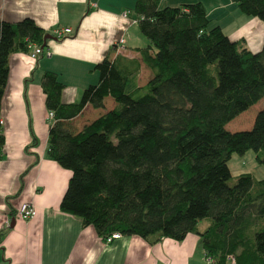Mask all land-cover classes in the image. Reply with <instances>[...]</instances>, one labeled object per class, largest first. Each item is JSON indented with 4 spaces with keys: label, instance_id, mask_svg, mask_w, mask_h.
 I'll return each mask as SVG.
<instances>
[{
    "label": "trees",
    "instance_id": "obj_1",
    "mask_svg": "<svg viewBox=\"0 0 264 264\" xmlns=\"http://www.w3.org/2000/svg\"><path fill=\"white\" fill-rule=\"evenodd\" d=\"M159 1L133 6L150 42L140 49L151 72L144 84L136 83L140 62L120 55L94 65L98 81L78 102L61 101L56 73L41 76L55 119L47 155L71 172L60 210L102 239L119 233L155 244L195 233L217 264L228 255L235 264H264V178L241 173L231 184L227 165L232 153L252 150L264 166V105L249 129H225L264 98V43L252 52L243 38L230 40L201 2L159 8ZM232 2L264 22V0ZM44 35L30 18L0 19V105L10 54L42 46ZM106 96L113 108L81 128L70 123L87 104L104 107ZM3 144L0 123V158Z\"/></svg>",
    "mask_w": 264,
    "mask_h": 264
},
{
    "label": "crops",
    "instance_id": "obj_2",
    "mask_svg": "<svg viewBox=\"0 0 264 264\" xmlns=\"http://www.w3.org/2000/svg\"><path fill=\"white\" fill-rule=\"evenodd\" d=\"M160 0L158 7L162 8ZM201 2L212 25L230 40L243 38L252 52L264 43V22L244 15L232 0H176L174 4ZM135 0H0V19L16 23L32 19L52 36L35 59L14 52L8 59V77L0 105L4 144L0 158V264H217L200 237L188 233L181 241L162 238L150 244L137 235L105 243L91 225L60 210L71 172L47 155L48 117L40 81L45 71L56 73L63 84L61 101L78 102L82 91L96 84L94 65L103 58H135L140 62L138 85L150 77L140 49L150 44L140 32ZM166 5V6H168ZM165 7V6H164ZM235 7L237 9H235ZM129 11L127 15H123ZM70 28L61 39L55 29ZM122 40V42H120ZM115 106L110 96L104 107L87 104L72 118L77 129ZM35 145H31L33 140ZM31 203L35 215L22 220L16 211ZM208 224L199 222L200 230ZM224 264H235L226 260Z\"/></svg>",
    "mask_w": 264,
    "mask_h": 264
},
{
    "label": "rangeland",
    "instance_id": "obj_3",
    "mask_svg": "<svg viewBox=\"0 0 264 264\" xmlns=\"http://www.w3.org/2000/svg\"><path fill=\"white\" fill-rule=\"evenodd\" d=\"M174 4L176 0H163L161 3L162 8L168 4ZM176 6V5H168ZM235 9H237L235 7ZM210 25H212L210 23ZM264 105V98L251 105L248 109L241 112L233 119H231L225 125V129L231 132L246 130L252 126L254 117L258 110ZM255 152L252 150H247L243 154L232 153L227 165L231 173L230 183H234L237 175L241 173H249L255 179L264 178V166L256 160ZM261 156L264 157V152L261 153Z\"/></svg>",
    "mask_w": 264,
    "mask_h": 264
},
{
    "label": "built area",
    "instance_id": "obj_4",
    "mask_svg": "<svg viewBox=\"0 0 264 264\" xmlns=\"http://www.w3.org/2000/svg\"><path fill=\"white\" fill-rule=\"evenodd\" d=\"M129 13V11H125L123 13V15H127ZM71 33V29L70 28H59V29H55L52 32V35L57 38V39H61L62 37H64L65 35ZM120 42H122V40H120ZM44 48L42 46L36 45V44H30L29 45V56L32 59H35L39 54H41L43 52ZM48 117L50 119H53V112L52 111H48ZM0 123H2V120L0 119ZM35 215V208L34 206L29 203V202H23L18 210L16 211V217L22 219V220H28L30 218H32ZM121 237V235L119 233H112L111 235L107 236L106 238H104V242L105 243H111L112 241L119 239ZM227 260L235 263L234 261V257L232 255H228L227 256Z\"/></svg>",
    "mask_w": 264,
    "mask_h": 264
},
{
    "label": "water",
    "instance_id": "obj_5",
    "mask_svg": "<svg viewBox=\"0 0 264 264\" xmlns=\"http://www.w3.org/2000/svg\"><path fill=\"white\" fill-rule=\"evenodd\" d=\"M51 38H52V36L49 35V34H45V35H44V41H43V44H42V47H43V48L46 46V40H47V39H51Z\"/></svg>",
    "mask_w": 264,
    "mask_h": 264
}]
</instances>
